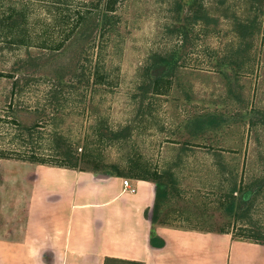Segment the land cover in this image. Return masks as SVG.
Wrapping results in <instances>:
<instances>
[{
	"label": "rangeland",
	"instance_id": "obj_1",
	"mask_svg": "<svg viewBox=\"0 0 264 264\" xmlns=\"http://www.w3.org/2000/svg\"><path fill=\"white\" fill-rule=\"evenodd\" d=\"M96 2L0 0V150L148 179L165 188L156 223L246 229L264 242V8L242 39L235 19H255L249 0H119L104 33L91 28L85 44L53 52L78 12L101 13ZM12 9L20 34L1 21ZM164 59L176 69L158 94ZM33 164L0 160V208L17 201L13 187Z\"/></svg>",
	"mask_w": 264,
	"mask_h": 264
},
{
	"label": "crops",
	"instance_id": "obj_2",
	"mask_svg": "<svg viewBox=\"0 0 264 264\" xmlns=\"http://www.w3.org/2000/svg\"><path fill=\"white\" fill-rule=\"evenodd\" d=\"M28 166L0 208V264H264L263 244L153 225L150 181L128 179L131 194L118 175Z\"/></svg>",
	"mask_w": 264,
	"mask_h": 264
},
{
	"label": "trees",
	"instance_id": "obj_3",
	"mask_svg": "<svg viewBox=\"0 0 264 264\" xmlns=\"http://www.w3.org/2000/svg\"><path fill=\"white\" fill-rule=\"evenodd\" d=\"M118 1L119 0H98V2H96V7H95L97 13L101 12L98 15H96V13L89 14L87 12L86 13L78 12L76 15L77 17L73 20L74 23L70 24L71 31H68L69 34L64 36L65 38L63 42L61 43L62 44L61 46L52 49L53 52H59V50H63L66 47V43H69L72 40V38H74L75 42L79 43L80 45H82L83 43L85 44L89 39L91 28L92 29L99 28L102 31V33H104L106 29L110 27V23L108 20H109V17L116 11ZM249 3L252 5L251 12L255 13V19L252 22L251 20L247 18L238 19V20L235 19V27H236L237 34L242 39H245L247 36H249L250 32L254 33V29L256 26L254 23L256 22L257 24V21H258V16L256 15V13L258 14L259 10L263 12V8H264V0H249ZM17 16H18L17 10L12 9L8 13H6L5 17L1 20V21L6 20L8 23V26L11 29H14L13 31H15V33L17 31L18 33L20 32L22 24L24 22V18L16 19ZM102 63H103L102 56L100 53L96 58V63H95L94 72H93V79H94L95 85H99V86L104 85V83L107 80V77L105 74V65H103ZM176 63L177 62L175 59H171V60L164 59L162 60L161 64H156L154 66L153 71H155V74H154L153 82H154L155 93L161 94L160 87H163V85L169 81L170 77L175 72ZM259 115H260L261 121L264 124V114L259 113ZM249 123L254 126L256 124V121L253 117H251ZM33 129L34 128H29V131L32 132ZM44 158L45 157L35 155V153H32V154L17 153V152L12 153L8 151L0 150V160L16 159L18 161H24V162H30V163H37L41 165L77 170V165L76 164L70 165L73 163L70 162L69 159H65L66 161H63V162L61 161L62 163H57V164H62V165H56V164L51 163V161L46 160ZM94 171H100V167L98 166L94 168ZM111 175H116V174H111ZM132 178L148 181V179L139 178L136 176ZM260 182H262L261 184L263 185L264 179L259 181V183ZM155 185H156V202L153 208V218H152L153 225L156 224L157 222V213H158V209L160 205L159 202H162L163 197L165 196V188L161 184H155ZM252 196H253V192L250 190V188H247V191L241 194V199L242 200L249 199V198L251 199ZM237 204L238 202L235 199L232 200L231 203H229V205L227 204L226 212L228 213L230 217H234L236 215V205ZM211 232H216V231H211ZM218 233L229 234L231 232L226 228H222L221 230L218 231ZM233 233L234 232H232L231 234ZM152 234L154 235V230ZM258 236L259 235L254 233V231H248L246 229H242V232H240V235L238 237H236L235 235L234 237L244 239V240L254 241V242L264 245V242L260 241L261 239Z\"/></svg>",
	"mask_w": 264,
	"mask_h": 264
},
{
	"label": "built area",
	"instance_id": "obj_4",
	"mask_svg": "<svg viewBox=\"0 0 264 264\" xmlns=\"http://www.w3.org/2000/svg\"><path fill=\"white\" fill-rule=\"evenodd\" d=\"M123 186L125 193L135 194L137 192L136 187H134L128 179L123 180Z\"/></svg>",
	"mask_w": 264,
	"mask_h": 264
}]
</instances>
